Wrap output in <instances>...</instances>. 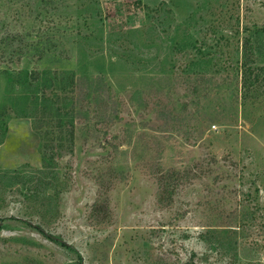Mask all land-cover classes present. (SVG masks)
<instances>
[{"label": "rangeland", "instance_id": "rangeland-1", "mask_svg": "<svg viewBox=\"0 0 264 264\" xmlns=\"http://www.w3.org/2000/svg\"><path fill=\"white\" fill-rule=\"evenodd\" d=\"M262 25L264 0H0V103L4 70L81 94L45 166L32 118L0 121V264H264Z\"/></svg>", "mask_w": 264, "mask_h": 264}, {"label": "trees", "instance_id": "trees-1", "mask_svg": "<svg viewBox=\"0 0 264 264\" xmlns=\"http://www.w3.org/2000/svg\"><path fill=\"white\" fill-rule=\"evenodd\" d=\"M263 43L264 25L254 26L243 40L241 85L244 88L248 89L250 84L259 79L260 72L256 70L264 67ZM252 55L256 58L248 60L247 56ZM259 62L262 65H259ZM4 73L7 79V95L6 102L0 103V121L4 122L9 112L15 116L32 118L34 128L43 131L41 145L43 166L56 154L62 156L61 148L72 150L74 119L78 110L76 100L81 96L73 94L78 86L75 73L61 70H4ZM15 87H19V91L11 94ZM5 128L1 133L0 143L6 132ZM54 143L58 146L56 152H53Z\"/></svg>", "mask_w": 264, "mask_h": 264}, {"label": "water", "instance_id": "water-1", "mask_svg": "<svg viewBox=\"0 0 264 264\" xmlns=\"http://www.w3.org/2000/svg\"><path fill=\"white\" fill-rule=\"evenodd\" d=\"M59 240V239H58Z\"/></svg>", "mask_w": 264, "mask_h": 264}]
</instances>
